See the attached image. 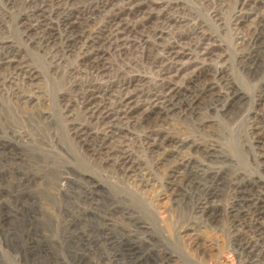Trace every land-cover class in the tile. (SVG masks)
I'll list each match as a JSON object with an SVG mask.
<instances>
[{
    "label": "rangeland",
    "instance_id": "1",
    "mask_svg": "<svg viewBox=\"0 0 264 264\" xmlns=\"http://www.w3.org/2000/svg\"><path fill=\"white\" fill-rule=\"evenodd\" d=\"M0 264H264V0H0Z\"/></svg>",
    "mask_w": 264,
    "mask_h": 264
},
{
    "label": "bare ground",
    "instance_id": "2",
    "mask_svg": "<svg viewBox=\"0 0 264 264\" xmlns=\"http://www.w3.org/2000/svg\"><path fill=\"white\" fill-rule=\"evenodd\" d=\"M108 27V26H107ZM117 27V26H116ZM95 29V28H94ZM118 29V28H117ZM124 29V28H123ZM125 30V29H124ZM123 32V31H122ZM114 35V34H113ZM118 46V45H117ZM196 59V58H195ZM162 103V102H161ZM165 106V105H164ZM124 111V110H123ZM112 112V111H111ZM111 114V113H110ZM109 131V130H108ZM111 135V134H110Z\"/></svg>",
    "mask_w": 264,
    "mask_h": 264
}]
</instances>
